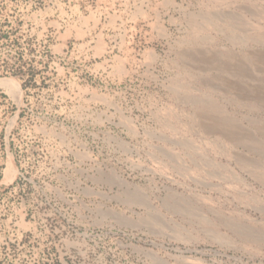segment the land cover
I'll list each match as a JSON object with an SVG mask.
<instances>
[{"label": "rangeland", "instance_id": "374dc122", "mask_svg": "<svg viewBox=\"0 0 264 264\" xmlns=\"http://www.w3.org/2000/svg\"><path fill=\"white\" fill-rule=\"evenodd\" d=\"M0 264H264V0H0Z\"/></svg>", "mask_w": 264, "mask_h": 264}, {"label": "bare ground", "instance_id": "6f19581e", "mask_svg": "<svg viewBox=\"0 0 264 264\" xmlns=\"http://www.w3.org/2000/svg\"><path fill=\"white\" fill-rule=\"evenodd\" d=\"M219 133V132H218ZM10 171H11V169H10Z\"/></svg>", "mask_w": 264, "mask_h": 264}]
</instances>
